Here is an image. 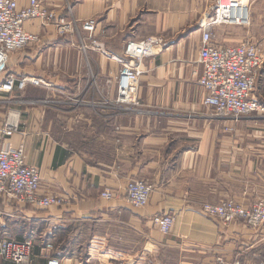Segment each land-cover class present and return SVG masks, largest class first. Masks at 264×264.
I'll return each instance as SVG.
<instances>
[{
	"label": "crops",
	"instance_id": "0c3cea01",
	"mask_svg": "<svg viewBox=\"0 0 264 264\" xmlns=\"http://www.w3.org/2000/svg\"><path fill=\"white\" fill-rule=\"evenodd\" d=\"M39 1L72 27L59 35L54 24H23L39 42L10 55L0 85L10 76L45 85L0 92V131L17 126L9 137L0 133V150L22 147L24 163L40 174V194L67 204L39 209L0 197V237L32 240L33 264H262L263 228L224 226L199 210L228 197L252 200L264 183V150L228 149L220 128L230 121L202 103L199 24L215 0ZM15 2L22 8L28 0ZM90 20L107 56L81 30ZM235 28L212 27L213 43L249 37ZM148 38L163 45L142 61L138 105L118 104L120 66L108 56ZM254 86L250 97L264 106V66ZM130 180L152 186L142 209L125 199ZM163 214L174 217L167 234L152 224Z\"/></svg>",
	"mask_w": 264,
	"mask_h": 264
},
{
	"label": "built area",
	"instance_id": "2783aa9c",
	"mask_svg": "<svg viewBox=\"0 0 264 264\" xmlns=\"http://www.w3.org/2000/svg\"><path fill=\"white\" fill-rule=\"evenodd\" d=\"M39 21L46 26L54 24L59 35L70 31L72 24L57 21L52 12L47 11L39 0H28L25 7L19 8L15 0H0V72L9 61L10 55L21 52L39 42L36 35L23 30L27 21ZM246 27L249 25V9L246 0H217L200 22L201 29L198 63L201 73L197 80L205 96L204 106L211 107L214 116L222 119L238 120L241 117L260 113L264 106L251 99L250 94L264 66V45L245 39L240 44L218 47L213 43L211 28L214 26ZM88 34L91 46L102 51L100 44L91 37L95 26L92 20L81 25ZM163 45L160 38H148L138 42H128L121 55L109 57L121 66L117 77L116 103H132L133 91L142 74V61L155 55V49ZM28 85L44 86L40 79H18L7 77L0 85V92L9 94L22 91ZM17 130L16 125L6 124L0 131L5 137ZM127 203L137 209L144 208L149 200L152 186L143 180H133L124 187ZM111 193L104 191L101 197L110 199ZM0 197L13 199L20 204L39 209L61 208L67 204L58 194H40V174L24 163L23 148L0 150ZM205 216L215 218L222 224L237 219L258 228L264 223V205H258L253 211L242 208L233 202H224L217 206L204 205ZM152 224L161 234H167L174 224V217L163 214L152 218ZM33 243L30 239L22 241L3 240L0 238V264H33ZM46 264H59L55 259H48Z\"/></svg>",
	"mask_w": 264,
	"mask_h": 264
},
{
	"label": "rangeland",
	"instance_id": "374dc122",
	"mask_svg": "<svg viewBox=\"0 0 264 264\" xmlns=\"http://www.w3.org/2000/svg\"><path fill=\"white\" fill-rule=\"evenodd\" d=\"M216 1L217 0H215V2ZM246 1L248 3V9H249V25L246 26V27H239V28H235L234 27V28L237 29V30H240L241 32H243L245 36L246 35L249 36L246 39H250V37H251V38H254L253 41L259 43L260 45H264V0H246ZM215 2L210 4V6L207 9L206 13L209 12V9L215 4ZM205 15L206 14H204V18H205ZM220 26H225V25H220ZM81 30H82V28H81ZM87 38H88V36H87ZM91 39L102 46V44L100 42L96 41L93 38V36L91 37ZM102 48H103V46H102ZM100 52L102 53V51H100ZM109 56L113 57V55H109ZM120 68H121V66H120ZM140 69H141V67H140ZM140 77H142V76H140ZM139 80H141V78H139ZM138 84L141 85V82L139 81ZM139 85H137V87L134 89L133 97H132V103L129 104V105H134V106L138 105L137 97H136V91H137V88H138ZM257 85L258 84H256V86ZM256 86H254L253 89H254V92H256V95H257V90L258 89H257ZM116 99H117V96H116ZM251 99H253V98H251ZM254 101L259 103V101H257V100H254ZM261 101L264 102V97L261 98ZM216 118H218V117H216ZM218 119L229 120V119H222V118H218ZM240 119L241 120L242 119H249L248 121H244L242 123L243 124L242 128L238 127V124L241 121ZM229 121L231 123L230 126L228 125L229 127H226L227 124L223 122L222 125L224 124L223 125L224 128H222V129L220 128V130H222V133L220 134L221 136H225V137L231 138L230 142L227 144L228 149L233 150L236 147L245 146L242 149L251 150V149H256L257 148V149L264 150V111L260 112V113H253V114L241 117V118H239L236 121L235 120H229ZM221 140H222V138L220 137V140H218V142H216V150L220 148V145L222 144ZM130 181H133V180H130ZM143 181H145V180H143ZM251 193H252L253 196L255 195L256 198H253L252 200L249 198V200L242 201V203H241V201H239V200H237L235 198H232V197L229 198L228 197V198L221 199L217 204H209L207 202L206 203H202L200 205V207H199V210H200L201 214L203 216H205L203 214V212H202V207L204 205L217 206V205H220L221 203L230 201V202H233L234 204L241 205L242 208H244V209L246 208V210H248V211H253L258 205H260V204L264 205V183H263V186H262L261 190L257 189L255 192H251ZM246 201L250 205H246L245 206L244 203ZM205 217H207V216H205ZM207 218L212 219L210 217H207ZM212 220H215L219 224L224 225V226H227V225H229V224H231L233 222H236V221H239V222H242L243 224H245L244 220H241V219H237V220H235V221H233L231 223H228V224H222L221 221H219V220H217L215 218H213ZM245 225H246V227L248 229L253 230V231L254 230H258L259 231L262 228L264 229V223L261 224V226L258 227V228H253L252 226L248 225L247 223ZM1 239L8 240V239H4V238H1ZM262 246H261L262 247L261 257L263 259L262 264H264V241H263ZM217 261H220L222 263L221 259H217Z\"/></svg>",
	"mask_w": 264,
	"mask_h": 264
}]
</instances>
